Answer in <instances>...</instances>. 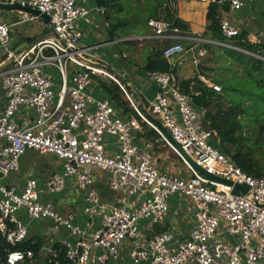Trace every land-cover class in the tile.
Returning a JSON list of instances; mask_svg holds the SVG:
<instances>
[{"label": "built area", "instance_id": "built-area-1", "mask_svg": "<svg viewBox=\"0 0 264 264\" xmlns=\"http://www.w3.org/2000/svg\"><path fill=\"white\" fill-rule=\"evenodd\" d=\"M0 1L49 15L58 35V39L44 38L15 52L12 25L0 16V51L11 64L0 70V230L10 245L30 238L31 223L46 222L48 234L59 239L53 238L42 251L57 258L54 245L60 244L66 250L68 264H111L120 260L127 241L133 247L128 255L133 264H264V177L244 172L222 152L217 132L206 121L207 110L197 107L193 98L181 91L174 73H149L157 90L146 105L148 111L199 167L210 175L244 185L250 189L248 194H236L233 185L199 172L166 140L184 161L185 175L160 170L151 152L152 144L142 147L137 142V131L143 130V124L121 116L110 98L97 99L89 91L95 77H108L106 71L81 61L99 63L91 54L95 46L80 45L83 32L79 22L90 21L91 9L78 0ZM200 1L239 11L251 0ZM169 6L176 13V1L170 0ZM97 11L105 13L104 8ZM36 18L25 14L26 21ZM148 25L153 32L150 36L127 40L143 43L149 39H180V28L168 21L151 19ZM221 31L232 43L241 35L229 20L221 22ZM200 41L221 44L217 40ZM248 41L264 45V31L254 32ZM224 47L247 52L238 46ZM181 53L185 49L177 43L168 46L163 56L171 62ZM206 54V49H200L198 60ZM69 63L77 67L70 71ZM47 68L58 72V86ZM127 97L144 123L165 139ZM109 141H114V152L108 149ZM28 150L62 161V171L47 180L45 190L31 173L24 184L12 179ZM88 167L90 172L86 171ZM94 169L107 174L99 177L112 192V200L99 193ZM68 181L84 193L82 214L63 215L43 203V194L63 193ZM175 195L188 197L193 204L195 223L186 238L178 237L174 230L152 232L156 224L161 228L175 225L170 202ZM142 221L147 222L144 229L140 228ZM34 259L33 250H13L7 263L25 264Z\"/></svg>", "mask_w": 264, "mask_h": 264}, {"label": "trees", "instance_id": "trees-1", "mask_svg": "<svg viewBox=\"0 0 264 264\" xmlns=\"http://www.w3.org/2000/svg\"><path fill=\"white\" fill-rule=\"evenodd\" d=\"M169 2L170 0H138L137 6L133 7L129 0H96L97 6L105 9L104 15L109 24L108 34L112 41L125 39L131 33L137 36L145 35L151 19L168 21L180 30H186V25L171 10ZM207 19L213 38L225 42L218 5H210ZM137 43L124 40L119 42L118 46L131 48ZM233 43L250 54L207 44L209 47L223 51L220 56L229 60L227 67L229 74L223 78L215 77L211 81L221 88V91L210 86L198 75L189 79H178L179 85L182 92L193 98L197 107L207 110L206 121L210 122V127L217 132L222 152L244 172L264 177V60L252 56L254 54L264 57V45L250 43L246 32L237 37ZM163 53L164 51H156L148 55L145 70L178 74V68L165 59ZM102 84L113 100L121 108L129 111L130 101L125 99L122 87L116 82L111 85ZM146 128L147 125L144 129ZM153 133L155 134L153 131L148 134V138L154 139V144L160 146L158 138L152 135ZM42 247L41 239L31 237L21 244L12 246L0 230V264H8L7 257L10 251L30 249L33 250L36 258L41 254ZM54 249L58 257L51 256L47 264H52L54 261L68 264L66 250L60 244H55Z\"/></svg>", "mask_w": 264, "mask_h": 264}, {"label": "crops", "instance_id": "crops-1", "mask_svg": "<svg viewBox=\"0 0 264 264\" xmlns=\"http://www.w3.org/2000/svg\"><path fill=\"white\" fill-rule=\"evenodd\" d=\"M81 2V5L89 8L92 10L90 21L86 22L84 20L79 22V27L81 31L83 32V38L86 40V42H93L96 48H108V46L112 45L111 39L109 38L108 34V26L109 24L106 22L105 15H100L98 13L97 9L99 8L96 4V0H91L88 2V0H79ZM177 3V11L176 16L179 18L185 25L186 30L180 31L179 37L180 39H167V40H158V39H149L143 44H145V53H143V56H136L133 57L130 55L129 49L123 50V52H120V49L118 47V43L127 39H130L133 36H137L135 34H130L125 39H117L119 42L117 44H113L116 47V51L114 53L113 60L111 59H105L104 57H101L97 54H92V56L101 64L107 65L117 71L120 75H122L128 83L133 87V90L138 93L145 105L148 104L150 100H152L156 95L157 87L156 85L150 80L148 71L145 70V64L148 60V55L156 52V51H164L166 47L181 43L182 45H189L190 50L186 51L185 53L180 55L175 60L171 61L173 65H175L178 68V74L176 76L178 79H189L191 77H182L181 73L179 72V65H182V62L186 60L185 55L189 52H194L197 48H199L201 45H203V42L200 40L205 41H214L216 39L213 38V33L210 30V23L207 19V15L209 12L210 4L201 2L200 0H175ZM79 2V3H80ZM6 11L9 15H14L13 21L8 22V20H3L9 25H12V48L15 52L21 51L24 49H28L29 47L33 46L40 40L51 36V31L49 28L43 23V21L35 16L34 14H31L29 12L21 11V10H0V12ZM218 13L220 16L221 22L223 20H229L233 25H235L238 29L241 30L242 33H247V39L251 40L253 37V33L256 31H264V0H251L247 2V5L239 10V11H232L229 6H218ZM25 14H30L35 17L36 19L29 21L25 20ZM41 20V27L37 25V20ZM107 24V25H106ZM107 26V27H106ZM152 29L149 27L146 30L145 35L142 36H150L152 34ZM40 35V36H39ZM199 39V41H198ZM162 44L165 46L162 48ZM207 43H205L206 45ZM212 45V44H210ZM124 59V60H123ZM11 66V64L7 61L6 55L3 51H0V68H3V70L8 69ZM47 70V69H46ZM51 74L50 70H47ZM97 78V77H95ZM94 78V80H95ZM103 78L101 77V80L99 83H95L93 80V84L90 88V92L95 96L97 99H104V98H110L117 110L119 111V114L123 116L126 119L129 118H136L140 119V115L135 109V106L133 103L128 99L127 94L125 92V99L129 100L130 106L129 111H126V109H123L119 106L118 103H116L112 96L106 91V89L103 87L102 83H107L108 85H111L112 83L104 82ZM202 79V77H201ZM59 83L57 84V86ZM139 117V118H138ZM142 119V118H141ZM143 124V130L137 131V142L140 146H144L147 143L152 144V154L154 155V146H156L153 142L154 139L148 138V134L153 132H158L155 128H153L148 123H142ZM145 125H147L146 130L144 129ZM158 142L161 144L160 146H156L157 148L165 145V143H161L160 141L163 140L161 136L158 133ZM172 148V147H171ZM108 149L112 152L115 151L114 141H109L108 143ZM173 149V148H172ZM174 150V149H173ZM179 156V155H178ZM22 158V157H21ZM180 158V156H179ZM181 159V158H180ZM158 164V159H156ZM58 167H60V162L58 163ZM158 166V165H157ZM20 167V165H19ZM47 168V165H44L43 169H40L43 171ZM57 173V171L53 172L52 175ZM97 189L99 193L106 199V200H112L113 194L108 189L107 185L103 183L100 177H97ZM44 195V194H43ZM48 195V194H46ZM55 197L52 198V196H43V203L46 205L51 206L55 210L59 211L63 215H68L71 212H78L79 214H82V210L84 208V195L77 196V195H68V194H56ZM180 198L182 196H177L171 198V214L173 217H180L181 211H180V204H176V201H180ZM194 210L191 211L192 214ZM23 220L28 223V219L23 214L22 215ZM185 219V216L182 217V220ZM195 223V217L194 220L192 219V222H190V229L188 231L184 230L179 233L178 237L186 238L188 237L190 231L194 227ZM155 232V229L152 231ZM30 237L31 238H39L43 242V247L50 246V243L46 242L43 237L50 236L49 229H48V223L46 222H37V223H31L30 226ZM57 242V241H56ZM42 253L45 256H49L48 259H50L51 253L48 251H42ZM123 261L126 260L125 257L122 258Z\"/></svg>", "mask_w": 264, "mask_h": 264}, {"label": "rangeland", "instance_id": "rangeland-1", "mask_svg": "<svg viewBox=\"0 0 264 264\" xmlns=\"http://www.w3.org/2000/svg\"><path fill=\"white\" fill-rule=\"evenodd\" d=\"M91 0H88L90 2ZM80 1L78 0V3ZM138 0H129V3L133 5V7L137 6ZM81 4V2L79 3ZM1 18L4 20H8V22H12L14 19V15H9L6 11L0 12ZM37 25L41 27V20H37ZM40 36V35H39ZM135 37V36H133ZM220 43V42H219ZM224 44V45H223ZM81 46H93V42H86L84 38L81 40L80 43ZM162 48L165 46L162 44ZM225 45H228L230 47H235L232 42L230 41H225L221 42V44H218L217 47H224ZM145 44L143 43H137L131 48H127L126 46L119 45L117 48L120 49V52H123L125 49H129L130 55L133 57L136 56H143V53H145ZM186 51L190 50L189 45H182ZM115 45H110L108 48H94L92 50V54H97L100 55L101 57H104L105 59H112L114 53L116 51ZM238 48V47H237ZM200 49H206L207 54L198 60V53ZM235 50V49H233ZM239 51L245 54H250L249 52H244L241 50H235ZM223 54V51L220 49H216L215 47H209L207 44L203 43L199 48L194 50L193 54L192 52H189L185 55L186 60L182 62V65H179V72L181 73L182 77H195V76H201L202 80L208 83L210 86L215 88V84L212 83V79L217 77V78H223L224 76L228 75L229 71L227 70V67L229 66L228 59H226L223 56H220ZM252 55V54H251ZM252 56H255L254 54ZM257 57V56H255ZM258 58V57H257ZM124 60V59H123ZM75 67H77L73 63H69L68 69L72 71ZM236 69L238 67H235ZM47 70L51 71V77L54 80L56 84L60 82V76L58 75V72L53 69V68H47ZM210 77V78H208ZM101 80V77L95 78L94 82L99 83ZM218 91H221V88H215ZM139 118V117H138ZM141 123H144L143 119H139ZM152 135H156L158 137V132L155 131V134L153 133ZM154 138V137H153ZM213 142V141H212ZM215 142V141H214ZM154 157L155 159H158V168L164 172H170L172 174H176L178 176H184L185 175V169L186 165L185 163L178 158L177 152L173 150L169 145H163L159 148L154 146ZM60 162V167H58V163ZM44 165H47V168L41 171L40 169L44 168ZM63 168L62 161L57 158L54 155H41L38 152L28 150L21 158L20 160V170L19 173L16 176H13L12 179L17 182L24 184V179H26L28 173L33 174L35 178H37L40 181V186L42 189H46V182L47 180L53 176V172H61ZM93 173L99 177H108L107 174L104 171L94 169ZM64 194L68 195H77V196H82L84 193L77 188L73 187V184H71L70 181H68V188L63 192ZM62 193V194H63ZM45 193L43 196H48ZM52 198H54V195H50ZM177 196L176 200H177ZM176 204H180V211L181 215L180 217H173L175 225L171 228L170 226H166L165 228H161L160 225H155V232L161 233L162 231L166 230H174L177 235L181 233L183 230L188 231L190 229V222H192V219L194 220V214L191 213L193 209V204L190 201L188 197H182L180 198V201H176ZM194 213V212H193ZM185 216V219L182 220V217ZM37 222H34V224ZM146 221H142L140 223V228L144 229L146 225ZM53 238L55 240L59 239L56 235L52 236H45L43 239L48 242L52 243ZM135 245L138 244V242L134 243ZM131 242L127 241L124 246L121 249V258L118 261H115L111 264H133L129 258L128 255L132 249ZM125 257L126 260L123 261L122 258ZM48 258L49 256H45L43 253L42 255L40 254L38 257H36L32 262L25 263V264H47L48 263Z\"/></svg>", "mask_w": 264, "mask_h": 264}, {"label": "water", "instance_id": "water-1", "mask_svg": "<svg viewBox=\"0 0 264 264\" xmlns=\"http://www.w3.org/2000/svg\"><path fill=\"white\" fill-rule=\"evenodd\" d=\"M0 10H21V11H25V12H29L31 14H34L35 16L40 18L43 21V23L49 28V30L51 31V33H50L51 36L53 38L58 39V35L54 32V28L52 26L50 16L45 14V13H42L41 11H39L37 9L23 7V6L18 5V4H6V3H3L0 1ZM17 52H19V51H17ZM182 54L183 53L177 55L175 58H178ZM81 61L84 62L88 66L99 67V68L103 69L104 71H106L108 74V77L103 78V81L109 82V83L116 82L127 92V94L131 97L132 101L137 106L138 110L142 113V115L150 123H152L154 126H156L162 132V134L165 137V139L160 141L162 144L165 143V140H166L172 147L175 148L176 151H178V153L186 161H188L199 172L207 175L208 177H210L214 180L221 181V182H224V183L229 184V185H233L236 189V194L241 192L242 194L246 195L249 193L250 189L245 187L244 185L236 184L232 181L222 179V178H218L214 175H210L204 169L199 167L195 163V161L189 155H187V153L182 149V147L173 139L172 135L164 127V125L148 111L142 97L133 90V87L128 83V81L122 75H120L117 71H115L114 69H112L111 67H109L107 65H104L101 63H96L94 61L90 62V61L85 60V59H81ZM0 70H3V68H0ZM86 171L90 172V167H88L86 169Z\"/></svg>", "mask_w": 264, "mask_h": 264}, {"label": "bare ground", "instance_id": "bare-ground-1", "mask_svg": "<svg viewBox=\"0 0 264 264\" xmlns=\"http://www.w3.org/2000/svg\"><path fill=\"white\" fill-rule=\"evenodd\" d=\"M91 62V61H90ZM97 69H100V70H103V69H101V68H99V67H96Z\"/></svg>", "mask_w": 264, "mask_h": 264}]
</instances>
